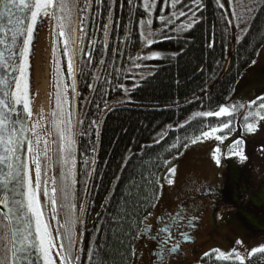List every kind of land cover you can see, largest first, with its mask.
<instances>
[{
  "label": "trees",
  "instance_id": "1",
  "mask_svg": "<svg viewBox=\"0 0 264 264\" xmlns=\"http://www.w3.org/2000/svg\"><path fill=\"white\" fill-rule=\"evenodd\" d=\"M111 3L105 0L96 7L93 2V13L106 29ZM190 6L191 0H183L176 9L165 8L158 0L152 16L155 43L145 46L138 24L143 18L139 0L131 22L127 0H116L110 9L107 39L102 37L100 44L79 57L78 104L87 101L88 106L80 119L78 145L81 152H90L91 159H97L87 205L88 224L81 240L85 252L90 242L103 249L98 254L103 264H129L138 231L162 193L166 162L204 131L236 120L238 113L225 117L195 114L228 101L264 40V0H258L242 33L229 23L228 3L220 8L217 0H202L193 28L178 31L176 22L183 17H171V12L179 15L178 9L188 12ZM160 15L175 23L165 27ZM151 49L164 53L157 59H137L151 55ZM234 127L232 122L227 132ZM173 144L177 146L173 148ZM85 160L81 156L76 168L78 201L91 169ZM209 253L202 256L200 264L229 261ZM81 264H87L86 256Z\"/></svg>",
  "mask_w": 264,
  "mask_h": 264
},
{
  "label": "snow or ice",
  "instance_id": "2",
  "mask_svg": "<svg viewBox=\"0 0 264 264\" xmlns=\"http://www.w3.org/2000/svg\"><path fill=\"white\" fill-rule=\"evenodd\" d=\"M98 5H103L105 0H95ZM130 5L129 20L133 19V9L137 7V0H127ZM165 8L176 9L177 5L183 4V0H159ZM219 7L224 8L223 3ZM93 0H83L84 6H80V0H0V264H33L32 256L38 253L41 264H81L82 257L86 256L87 264H103L98 254L103 251L98 244L90 242V246L85 252L82 246V233L77 232V226L83 223V214L86 208L81 206L80 215L76 214L77 205L73 191L77 183L76 176V149L78 136L73 123L71 102L69 92H76L77 76L81 71L78 53L83 51L80 45L83 42V19L79 13L85 12L92 7ZM116 0L108 5V20H112L110 9ZM158 0H139V7L143 9V18L138 20L140 28V38L145 46L155 43V31L152 29V14L157 7ZM241 6L242 11H236V5ZM123 6V5H121ZM232 14L236 17V27L241 24L245 31L247 22L244 13L251 12L252 9L245 4V0H232ZM202 7V0H191L189 11L183 8L171 12V17H188L191 12L192 17L196 16V11ZM75 10V12H74ZM74 14L76 19H73ZM158 19L167 27L175 21L169 16L160 15ZM55 22L56 37L53 45V86L55 89V107L51 112L52 124L55 129L57 139L52 141L55 150L49 147V140L38 133L42 127L39 121H32L33 116V94L34 79L31 70L34 69V34L37 32L38 24L44 22ZM197 21L177 26L178 31H185L193 28ZM75 25V26H74ZM83 34V35H82ZM108 35L105 29V36ZM243 39L241 35L239 37ZM211 47L212 44L210 43ZM61 56L66 57V71L70 79H66L65 68ZM91 57V53H88ZM161 53L152 52L151 55L137 57V59H157ZM103 63V61H101ZM139 67V65H137ZM127 91V90H126ZM260 101L258 108L264 111V97L258 98ZM253 105L257 100L251 102ZM22 106L28 119L23 118L18 107ZM239 107L243 108L244 105ZM236 110L233 105L230 110L227 106H222L218 111L197 112L199 117H225L231 116ZM255 115L259 116L257 111ZM40 119H43L41 115ZM264 119V117H261ZM82 123V121H77ZM95 123V122H93ZM231 120L222 125L223 129H230ZM219 128H212L211 131H204L203 138H210ZM249 132L255 131L252 124L247 125ZM216 141L223 142L227 137L221 135L214 136ZM201 140L200 136L191 140L196 143ZM158 142V141H157ZM242 141L236 140L235 145ZM177 145L173 144L175 148ZM95 151V149H93ZM221 152L220 147H216L213 158L219 164L221 157L217 153ZM240 158L241 161L247 157L242 151L231 153ZM53 156L56 158L53 159ZM84 163L87 165L88 161ZM95 163V160H92ZM170 163V162H166ZM55 169L56 174L48 176L47 170ZM170 175H174L175 168L168 169ZM169 185L174 180L168 179ZM43 198L50 205V214L46 212ZM64 203L61 204L60 202ZM65 208L66 212L61 214L60 208ZM179 214L170 223L159 228L154 235V239H159L162 245L167 244L171 239V229ZM147 217L145 218V220ZM55 220V226L51 224ZM150 226H145L143 234L147 235ZM138 231V236L140 235ZM167 234V235H164ZM185 239H190L187 234ZM240 244V241L236 242ZM179 248L176 244L170 251ZM219 252V250H214ZM264 254V246L253 248L249 255ZM135 255V253H132ZM94 255L97 259H94ZM206 257L210 253L204 254ZM219 260H234L243 264L245 257L241 256L235 249L227 255L219 252Z\"/></svg>",
  "mask_w": 264,
  "mask_h": 264
},
{
  "label": "rangeland",
  "instance_id": "3",
  "mask_svg": "<svg viewBox=\"0 0 264 264\" xmlns=\"http://www.w3.org/2000/svg\"><path fill=\"white\" fill-rule=\"evenodd\" d=\"M93 2L97 7L98 4L95 0ZM220 2L223 4L227 2L230 6L232 0H220ZM257 2L258 0H245V4L252 9L251 12L244 13L247 27ZM80 6H84L83 0H80ZM236 11L238 13L242 11L239 4L236 5ZM94 14L93 3L91 8L79 13V17L83 19V24H80L79 27L83 28L86 35L82 34L83 43L80 47L83 48V51L78 53V61L80 55L86 50L100 44L101 42L99 43V41L102 37H104V41L108 37V35L105 36V30L102 33L103 29H106L105 25ZM229 16L231 21L236 20V17L232 14V9H230ZM198 18L199 15L197 13L193 18L191 12H189L188 17H183L176 22L175 29H177L178 25L191 22L192 19L197 20ZM73 19H76L75 14ZM110 24L111 22L108 21L107 32H109ZM233 25L237 32L242 33L243 24L240 27H236L235 23ZM56 31L54 22L52 51L54 41L57 39ZM152 52L164 53V51L159 49H154L153 51L151 49ZM61 58L62 63L63 60L66 63L67 58L64 56H61ZM52 64L53 58L52 63H50V86L47 93V101L38 111L33 112L31 120L39 121L42 127L37 130L38 133L45 136L49 140V147L55 150L56 146L52 144V141L56 140L57 137L51 117V112L55 107ZM64 68L66 79H70L67 76L66 65ZM78 94L81 95V91ZM78 94L77 105H75L74 93L69 92L73 123L76 125L75 130L79 137L80 123H77V121H80L83 117L82 114L86 111L88 102L79 100L78 104ZM261 97H264V40L258 47L253 60L245 67L237 79L235 88L228 101L213 108L200 110V112L218 111L222 106H227L231 110L232 106L235 105L236 110L232 113H238L236 120L232 121L230 119L231 123L235 124L234 129L232 132H227L226 129L222 128L223 124L211 127L207 131H211L212 128L221 130L210 138L201 137V140L196 143H189L179 155L170 160L166 170L161 175L162 193L154 203L151 213L147 216L142 226L140 231L142 237L139 235L135 241L131 251L135 255L132 254L129 264H151L152 256L150 251L155 245V241L146 237L143 234V230L146 225L154 224V217L159 212L162 213L168 210L173 212L177 209H179L178 212H180L182 217L184 215L191 218L189 224L195 223L194 225L186 226L187 233L194 238V241L193 244L181 243L183 253H175L173 256L171 254L167 255V257H171L164 264H200L201 258L205 253L213 251L217 255H219V252L227 255L233 249L245 257L243 264H264V254L249 255L253 248L264 246V119H261V117H264V111L258 108L260 102L258 98ZM254 100L258 101L256 105L251 103ZM240 105H244V107L241 108L239 107ZM257 111L260 112L259 116L255 115ZM41 115L43 119H40ZM248 124H252L255 131L249 132L247 130ZM215 135L226 136L227 138L220 142L215 140ZM236 140L242 142L237 146L234 144ZM216 147L221 148V152L217 153L221 157L219 164L213 158ZM234 151H242L247 158L241 161L239 157L231 154ZM94 153L92 152L91 154ZM81 156L88 160L91 169L86 177L87 181L81 200L78 201L76 197L74 201L77 205V215H80L79 209L81 206L86 208V213L83 214V223L77 226L78 233H83L85 226L88 224V215L86 216L87 205L91 195L94 167L97 160L93 157L95 160L93 164L90 152L87 155L81 152L77 141V164L80 162ZM55 158L53 156V159ZM169 168L176 169L174 175L169 174ZM47 172L49 177L56 174L55 169L47 170ZM168 179L174 180V183L169 185L167 183ZM76 184L74 185V192L77 189ZM42 202L45 205L46 212L50 214V205L43 196ZM60 203L63 204L64 202L61 201ZM60 212L64 214L66 209L61 207ZM55 223V220H51L53 227ZM171 233H174V231L171 230ZM168 241L173 240L171 238ZM237 241L241 243L237 244ZM214 250H219V252ZM225 264H239V262L229 260Z\"/></svg>",
  "mask_w": 264,
  "mask_h": 264
},
{
  "label": "bare ground",
  "instance_id": "4",
  "mask_svg": "<svg viewBox=\"0 0 264 264\" xmlns=\"http://www.w3.org/2000/svg\"><path fill=\"white\" fill-rule=\"evenodd\" d=\"M53 21L38 24L37 32L34 34V69L30 82L34 79L33 112L35 113L47 101L50 80V63H52Z\"/></svg>",
  "mask_w": 264,
  "mask_h": 264
},
{
  "label": "flooded vegetation",
  "instance_id": "5",
  "mask_svg": "<svg viewBox=\"0 0 264 264\" xmlns=\"http://www.w3.org/2000/svg\"><path fill=\"white\" fill-rule=\"evenodd\" d=\"M87 51V50H86ZM179 209L170 212L164 211L162 213H158L154 217V224H149L150 231L147 235H145L148 238H151L155 241V245L151 248L150 255L152 256L151 264H164L165 262H168L169 258L171 256H168L171 254L172 256L175 255V253H183V249L181 247V243H187V244H193L194 238L187 233L186 226L194 225L195 223L189 224V221L191 218L185 217L178 212ZM177 214H179V218L176 219V223L172 226V231L174 233H171V238L173 241H168L167 244L162 245L160 243L159 239H154V235L157 233V230L159 228L164 227L166 224L170 223L174 218L177 217ZM187 234V236L190 237V239H185L184 235ZM175 235V236H174ZM142 236V235H141ZM178 239V240H177ZM177 240V241H176ZM176 244H179V248L175 251H170Z\"/></svg>",
  "mask_w": 264,
  "mask_h": 264
},
{
  "label": "water",
  "instance_id": "6",
  "mask_svg": "<svg viewBox=\"0 0 264 264\" xmlns=\"http://www.w3.org/2000/svg\"><path fill=\"white\" fill-rule=\"evenodd\" d=\"M75 26V25H74ZM85 36V35H84ZM125 41V39H124ZM83 43V42H82ZM123 49H124V45L122 47V50H121V55H120V59L122 58V55H123ZM31 83V82H30ZM77 94H78V78H77V85H76V92L74 93V98H75V105H77ZM77 108V106H76ZM18 111L20 113V115L25 118V119H28L27 117V114L24 113L23 111V108L22 106L18 107ZM32 261H33V264H41V260L38 256V253H34L33 256H32Z\"/></svg>",
  "mask_w": 264,
  "mask_h": 264
}]
</instances>
